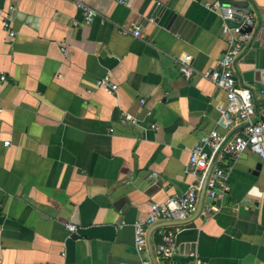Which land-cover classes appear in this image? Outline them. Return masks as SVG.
<instances>
[{
	"label": "crops",
	"instance_id": "obj_1",
	"mask_svg": "<svg viewBox=\"0 0 264 264\" xmlns=\"http://www.w3.org/2000/svg\"><path fill=\"white\" fill-rule=\"evenodd\" d=\"M79 1L98 11L93 22ZM212 1L0 0V264H165L155 253L165 226L179 228L177 260L264 264V159L250 149L223 157L229 190L204 197L206 213L157 222L135 244L151 203L194 181L196 143L239 130L225 127V94L200 74L227 47ZM227 1L256 14L236 73L262 120L264 0ZM105 73L117 92L95 86Z\"/></svg>",
	"mask_w": 264,
	"mask_h": 264
},
{
	"label": "built area",
	"instance_id": "obj_2",
	"mask_svg": "<svg viewBox=\"0 0 264 264\" xmlns=\"http://www.w3.org/2000/svg\"><path fill=\"white\" fill-rule=\"evenodd\" d=\"M118 1L125 2V0ZM206 5L221 17L223 33L228 35V38L227 47L216 59L215 65L203 70L200 74L211 80L225 94L226 105L221 110L225 127L229 131L236 127H239V130L233 131L230 135L212 130L196 143L188 165L195 179L187 190L181 195L170 196L163 202L151 203L147 217L135 221V244L139 249L145 245L151 225L167 221L176 226L180 221L197 212L202 193L204 197L212 201L229 190L227 172L222 167L223 157L235 159L250 149L264 159V119H254L256 105L253 91L239 82L236 73V61L245 45L254 36L255 11L247 4L227 0H214L207 2ZM79 7L87 23L93 22L99 16L95 8L83 1H79ZM5 26L10 29V35L15 36L12 24L6 22ZM121 32L139 38L144 37L140 25L132 27L121 25ZM182 71L187 75L190 74L192 68L189 63L183 64ZM1 78L6 79L4 75ZM95 86L110 93L117 92L119 89L118 83L110 73L96 78ZM141 101L145 102L144 99ZM127 118L133 123L137 122L131 115ZM5 144L9 145L10 141H6ZM209 209L210 206L201 208L200 211L206 213ZM68 227L71 231L77 228L73 224H69ZM171 227L165 226L160 230L161 240L155 247L158 258L165 259V264H209L195 253L191 254L193 260L190 262L175 259L179 228ZM143 264L151 263L144 261Z\"/></svg>",
	"mask_w": 264,
	"mask_h": 264
},
{
	"label": "water",
	"instance_id": "obj_3",
	"mask_svg": "<svg viewBox=\"0 0 264 264\" xmlns=\"http://www.w3.org/2000/svg\"><path fill=\"white\" fill-rule=\"evenodd\" d=\"M156 8H158L159 7V4L158 3H156V6H155ZM203 198H204V193H202V195H201V198H200V202H199V206H198V210H197V212L196 213H199L200 212V210H201V208H202V204H203Z\"/></svg>",
	"mask_w": 264,
	"mask_h": 264
}]
</instances>
